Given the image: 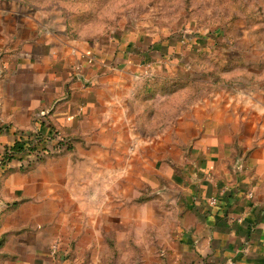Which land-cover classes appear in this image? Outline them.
Returning <instances> with one entry per match:
<instances>
[{"label":"crops","instance_id":"crops-1","mask_svg":"<svg viewBox=\"0 0 264 264\" xmlns=\"http://www.w3.org/2000/svg\"><path fill=\"white\" fill-rule=\"evenodd\" d=\"M225 31L164 39L145 62L0 0V156L38 117L74 141L0 170V264H264V18ZM205 62L206 85L191 69ZM142 63L186 85L128 84Z\"/></svg>","mask_w":264,"mask_h":264},{"label":"rangeland","instance_id":"rangeland-1","mask_svg":"<svg viewBox=\"0 0 264 264\" xmlns=\"http://www.w3.org/2000/svg\"><path fill=\"white\" fill-rule=\"evenodd\" d=\"M23 1L31 8L45 7L46 11L59 12L62 20L66 22L69 33L77 39L81 38L91 44L102 45L106 49L112 47L117 51L126 50V54L130 55L139 54L138 56L147 57L145 62L156 50L159 56L169 51L166 50L168 48H164V39L171 40L169 45L173 48V44L185 36L191 37L204 32L209 35L216 29L223 31L226 29L225 32H227L238 16L245 17L249 22L251 21L248 15L251 14L253 16L251 18H257L259 21L261 15L264 18V0ZM138 37L144 43H139ZM155 46L157 48L154 49ZM141 67V69L136 67L138 72H133L134 76H131V79L126 78L128 84L139 87L150 83L149 78L152 76L147 73L148 65L143 64ZM163 69L164 67L161 66V70ZM191 69L192 74L199 76L206 85L205 81H208L210 77L206 76L205 72L209 74L211 69L217 72L218 68L211 62H205L201 67L193 64ZM214 80L216 83L221 82L218 78ZM225 80L222 79L224 82ZM194 85L202 86L201 93H204V85ZM162 100L163 95L156 94L153 99L144 101V105L147 108L151 101V106H158L163 102ZM149 125L146 128L162 130L165 127L164 124ZM140 192V196L135 200L142 201L148 196V190L144 187L140 189Z\"/></svg>","mask_w":264,"mask_h":264},{"label":"trees","instance_id":"trees-1","mask_svg":"<svg viewBox=\"0 0 264 264\" xmlns=\"http://www.w3.org/2000/svg\"><path fill=\"white\" fill-rule=\"evenodd\" d=\"M18 2L22 4L27 3L23 0H18ZM38 9H44L45 7H36ZM249 19L250 21L257 22L259 20L251 18V15ZM253 17V16H252ZM212 33V32H211ZM210 33V34H211ZM126 53V50H124ZM200 58L207 57L204 53H202ZM212 58V57H208ZM216 65H219L222 70H228L231 67H233V64L229 62L224 61H218L217 59H212ZM217 60V61H216ZM159 85V86H170L172 90L179 89L182 85L185 86L186 82H181L180 80H150V83L146 85L145 87L149 85ZM49 113L45 114L46 116ZM35 122L37 125V131L36 132H19L18 137L14 140V142L10 145H8L2 155L0 156V169H3V165L7 163L8 160L12 159H22L24 155L28 152L37 150V148L45 147L47 144H51L54 148L62 146V149L59 152H52L50 154V157H57L62 154H64L67 151H70L72 149L73 140L70 139L69 135L60 132L55 126L48 124L44 125L45 121H42L41 118H37ZM45 158H38L37 160L30 161L29 164L26 167H20L21 170H28L34 163L42 161ZM15 205L10 204L9 208L7 210H10Z\"/></svg>","mask_w":264,"mask_h":264},{"label":"built area","instance_id":"built-area-1","mask_svg":"<svg viewBox=\"0 0 264 264\" xmlns=\"http://www.w3.org/2000/svg\"><path fill=\"white\" fill-rule=\"evenodd\" d=\"M46 112H42L40 117L45 116ZM0 123H2V119L0 118ZM62 149V146L54 148L51 144H47L45 147H40L37 148V150L28 152L24 155V157L22 159H12V160H8L7 163L5 165H3L2 167L7 166L11 161L16 160L19 164V167H26L30 161H34L37 160L38 158H46V157H50V154L52 152H59ZM2 170V169H0ZM247 195L249 197L252 196V191H248ZM208 203L209 205H214L216 203V198L215 197H210L208 199Z\"/></svg>","mask_w":264,"mask_h":264}]
</instances>
